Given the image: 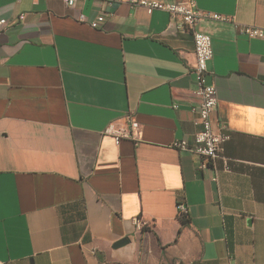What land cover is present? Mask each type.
<instances>
[{
  "label": "crops",
  "instance_id": "0c3cea01",
  "mask_svg": "<svg viewBox=\"0 0 264 264\" xmlns=\"http://www.w3.org/2000/svg\"><path fill=\"white\" fill-rule=\"evenodd\" d=\"M193 1L264 28V0ZM0 18V264H133L141 243L170 264H264V40L198 25L230 135L208 163L173 147L200 126L193 37L167 13L0 0ZM127 113L139 141L116 146L104 130Z\"/></svg>",
  "mask_w": 264,
  "mask_h": 264
},
{
  "label": "built area",
  "instance_id": "2783aa9c",
  "mask_svg": "<svg viewBox=\"0 0 264 264\" xmlns=\"http://www.w3.org/2000/svg\"><path fill=\"white\" fill-rule=\"evenodd\" d=\"M19 2L20 0H16ZM86 0H62L68 8H74L77 4ZM103 6H113L118 4H128L130 6L143 8L147 14L154 11L165 12L169 15L171 22L175 23V29L178 31L190 32L193 37L195 65L193 67L194 74V96L198 103L192 108V112L196 115V123L200 126V131L194 136V145L189 147L185 140L177 141L173 147L178 150L189 151L205 162H214L220 158L223 150V144L229 140L230 135L224 124L218 131L213 129L212 116L218 105V96L215 85L206 82L207 65L212 58V47L210 36L201 31L198 25L203 21L230 23L238 35L245 36L249 40H264V28L251 25L239 24L233 17L226 15L201 11L197 8L193 0H179L166 2L162 0H98ZM24 16L21 14L19 19ZM105 14H98L95 19L89 22V26L93 29H99L104 23ZM78 21L84 22L85 17L80 14ZM7 21L0 18V33L6 26ZM170 27V25H169ZM122 125H114L109 123L104 130V134L112 136L116 146H119L123 140H130L137 143L140 137V125L133 118L131 113H127ZM204 165H202L203 167ZM224 169H227L224 159ZM177 211L188 212L184 203L180 202L176 207ZM137 226L142 225L140 220H134Z\"/></svg>",
  "mask_w": 264,
  "mask_h": 264
},
{
  "label": "rangeland",
  "instance_id": "374dc122",
  "mask_svg": "<svg viewBox=\"0 0 264 264\" xmlns=\"http://www.w3.org/2000/svg\"><path fill=\"white\" fill-rule=\"evenodd\" d=\"M135 255L133 264H170L164 257L156 254L150 246L144 243L136 248Z\"/></svg>",
  "mask_w": 264,
  "mask_h": 264
},
{
  "label": "water",
  "instance_id": "95a60500",
  "mask_svg": "<svg viewBox=\"0 0 264 264\" xmlns=\"http://www.w3.org/2000/svg\"><path fill=\"white\" fill-rule=\"evenodd\" d=\"M129 243V240L127 238H124L118 242H116L114 245H113V248L114 249H118V248H121L125 245H127Z\"/></svg>",
  "mask_w": 264,
  "mask_h": 264
},
{
  "label": "trees",
  "instance_id": "16d2710c",
  "mask_svg": "<svg viewBox=\"0 0 264 264\" xmlns=\"http://www.w3.org/2000/svg\"><path fill=\"white\" fill-rule=\"evenodd\" d=\"M182 225H186L188 223V218L185 215L180 216Z\"/></svg>",
  "mask_w": 264,
  "mask_h": 264
},
{
  "label": "bare ground",
  "instance_id": "6f19581e",
  "mask_svg": "<svg viewBox=\"0 0 264 264\" xmlns=\"http://www.w3.org/2000/svg\"><path fill=\"white\" fill-rule=\"evenodd\" d=\"M179 213V216H182V215H185L186 216V214H187V212H183V211H178Z\"/></svg>",
  "mask_w": 264,
  "mask_h": 264
}]
</instances>
